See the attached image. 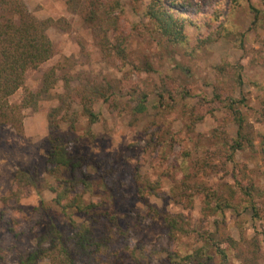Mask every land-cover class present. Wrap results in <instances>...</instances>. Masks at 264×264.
Here are the masks:
<instances>
[{
    "label": "rangeland",
    "instance_id": "rangeland-1",
    "mask_svg": "<svg viewBox=\"0 0 264 264\" xmlns=\"http://www.w3.org/2000/svg\"><path fill=\"white\" fill-rule=\"evenodd\" d=\"M22 1L36 18L62 21L47 30L53 56L26 72L9 101L19 104L28 91H39L44 74H50L51 87L35 110H20L19 130L0 126V264H20L49 223L65 244H72L69 220L48 189L55 184L45 172L50 136L92 159L87 167L91 190L83 199L96 204L98 214L92 221L79 212L72 218L112 236L114 247L119 246L114 237L135 246L139 263L130 264H161L167 251L188 255L205 244L202 237L210 245L208 264H219L213 244L225 237L237 242L226 247L225 264H264L262 2L173 0L191 20L185 26L186 42L173 44L143 15L150 0H119L123 12L115 11L111 23H100L97 37L94 24L69 8L67 0ZM79 74L112 86L109 100L93 105L98 121L89 125L75 103V127L62 122L50 129L48 112L58 105L65 79L77 86ZM230 98L238 102L252 146L232 150L228 145L237 130L226 107ZM140 101L141 112L136 109ZM18 170L35 175L36 186H17ZM209 191L216 192L212 208L226 201L231 207L205 209ZM166 215L182 216L188 232L172 239ZM37 264L50 263L44 258Z\"/></svg>",
    "mask_w": 264,
    "mask_h": 264
},
{
    "label": "trees",
    "instance_id": "trees-1",
    "mask_svg": "<svg viewBox=\"0 0 264 264\" xmlns=\"http://www.w3.org/2000/svg\"><path fill=\"white\" fill-rule=\"evenodd\" d=\"M73 1L76 2L73 3ZM260 1L264 6V0ZM67 5L84 21L94 24L91 26L94 37H97L101 31L100 23H111V15L115 11L123 12L119 0H67ZM180 8L181 6L173 0H150L144 8L143 15L153 23L155 31L162 38L173 44H183L187 40L185 26L187 22L191 23V20H189V14L178 10ZM254 12L255 21L258 18V10L254 9ZM59 21L62 19L55 21L51 18H36L26 9L22 0H0V126L10 125L19 130L22 121L20 110L24 108L35 110L42 95L46 94L51 87L50 74H44L43 85L39 91H28L19 104H12L9 101V98L23 86L26 72L38 68L53 56V43L47 35V30ZM105 43L106 37L103 44H98L102 47ZM108 47L107 45L106 48ZM115 51L119 54L123 53L119 46H115ZM74 80L77 81V86L73 87L70 86L69 80L65 79L64 93L58 96V105L48 112L50 129L58 128L62 122L69 123L71 129L75 127L79 117L78 112L73 109L75 103L80 107L81 115L87 118L88 124H95L98 121V114L93 109L94 103L98 100L107 102L111 96L112 86L108 82H98L85 74L77 75ZM215 95L218 97V94ZM237 103L230 98L226 104L237 127L236 139L231 143L228 142L232 150L252 146L249 133L245 128L244 117L238 110ZM136 109L139 112L145 109L142 101ZM48 143L45 172L49 173L55 182L54 185H49L48 189L54 193L53 202L69 220L72 244H65L61 232L53 223H49L44 232L37 237L35 248L20 264H37L44 258L49 259L50 264H130L134 260L139 263L135 246L129 242H118L114 237V241L119 244L118 247H114L112 236L97 233L91 224L78 223L72 218L74 212H79L90 215L92 221V217L98 214L96 204L86 203L83 199L84 194L91 190L87 167L92 159L80 153L70 152L67 148L68 142L61 137L50 136ZM187 171L182 170L183 173ZM14 179L19 187L36 186L37 182L35 175L24 170H18ZM240 189L242 193L250 195L245 188ZM215 193L207 192L206 196L209 199L205 200V209L212 208L210 203ZM229 193L233 197L234 191ZM216 198H218L217 195ZM249 204L253 215L257 216L255 204H251V200ZM229 207L231 205L227 201L222 204L216 202L211 211H223ZM103 215L107 213L103 212ZM181 219L183 218L180 215H166L163 218L172 239H175L178 233L188 232L181 225ZM202 239L205 244L188 255L167 251L166 258L161 264H191L192 262L208 264V261L212 259L206 251L210 249V245L207 238L202 237ZM236 245L237 242L231 237L214 242V252L219 256V264H225L227 260L226 247L233 248Z\"/></svg>",
    "mask_w": 264,
    "mask_h": 264
}]
</instances>
